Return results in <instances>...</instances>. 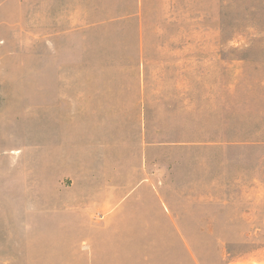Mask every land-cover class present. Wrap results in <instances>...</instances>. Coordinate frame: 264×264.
<instances>
[{"label":"rangeland","instance_id":"rangeland-1","mask_svg":"<svg viewBox=\"0 0 264 264\" xmlns=\"http://www.w3.org/2000/svg\"><path fill=\"white\" fill-rule=\"evenodd\" d=\"M0 264H264V0H0Z\"/></svg>","mask_w":264,"mask_h":264}]
</instances>
